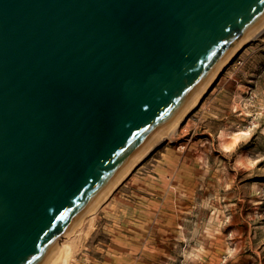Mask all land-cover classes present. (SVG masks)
Segmentation results:
<instances>
[{"label":"water","instance_id":"obj_1","mask_svg":"<svg viewBox=\"0 0 264 264\" xmlns=\"http://www.w3.org/2000/svg\"><path fill=\"white\" fill-rule=\"evenodd\" d=\"M263 25L264 0H0V264H44Z\"/></svg>","mask_w":264,"mask_h":264},{"label":"rangeland","instance_id":"obj_2","mask_svg":"<svg viewBox=\"0 0 264 264\" xmlns=\"http://www.w3.org/2000/svg\"><path fill=\"white\" fill-rule=\"evenodd\" d=\"M78 229L69 264H264V30Z\"/></svg>","mask_w":264,"mask_h":264},{"label":"bare ground","instance_id":"obj_3","mask_svg":"<svg viewBox=\"0 0 264 264\" xmlns=\"http://www.w3.org/2000/svg\"><path fill=\"white\" fill-rule=\"evenodd\" d=\"M264 30V25L260 28H258V30L250 35V37H248L245 42L242 44H246L247 42H249L250 40L255 39L256 37H258ZM241 45V46H242ZM239 46L235 51L234 54L238 51V49L241 47ZM232 54V56L234 55ZM214 78H212L213 81ZM211 81V82H212ZM211 82L209 83V85L211 84ZM208 85V86H209ZM208 86H206L204 88V90H202V92L200 93V95H198V97L194 100V102L191 104V106L186 110V112H184V114H182V116L180 118L177 119V121L166 131L162 134V137H160V139L154 143V145H152V147L148 148L147 152L142 155L140 158H138V160L136 162H140L143 158H145V156L152 151L155 147H157L158 145H160L161 143L165 142V141H170L174 139V135H175V131L178 127V125L182 122V120L186 117L187 113L192 110L196 104L198 103L199 98L202 96V94L206 91V89L208 88ZM137 163V164H138ZM136 164V163H135ZM134 164V165H135ZM136 164V165H137ZM132 165L130 168H128L126 170V172H124V174L120 177V179L118 180V182H116V184H114V186H112L110 188V190H108V192L106 193V195L102 198V200H100L96 205L94 204V206H92V208L90 209V212L88 214V216L92 217L96 214L97 212V208L98 206L108 197L109 193L123 180V178H125L128 173L132 170L133 166ZM135 167V166H134ZM80 226V224L75 227L71 233V235L78 229V227ZM70 235V236H71ZM72 253H73V249L72 246L69 244V242H67L66 244H63L60 246V248H58V250L56 252H53L52 255L48 258V260L44 263V264H69L70 259L72 257Z\"/></svg>","mask_w":264,"mask_h":264},{"label":"crops","instance_id":"obj_4","mask_svg":"<svg viewBox=\"0 0 264 264\" xmlns=\"http://www.w3.org/2000/svg\"><path fill=\"white\" fill-rule=\"evenodd\" d=\"M261 129H264V127L260 126Z\"/></svg>","mask_w":264,"mask_h":264}]
</instances>
